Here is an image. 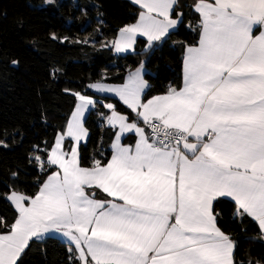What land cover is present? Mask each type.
I'll return each mask as SVG.
<instances>
[{
    "label": "snow or ice",
    "instance_id": "1",
    "mask_svg": "<svg viewBox=\"0 0 264 264\" xmlns=\"http://www.w3.org/2000/svg\"><path fill=\"white\" fill-rule=\"evenodd\" d=\"M130 2L135 22L103 46L134 52L143 38L148 53L184 25L197 39L183 45L181 83L148 96L141 61L121 84H88L97 96L66 89L70 117L29 156L36 191L0 192L16 213L11 223L0 217V264H23L31 243L53 233L67 241L68 264H238L236 241L219 226L225 198L264 239V0ZM184 7L195 24H184ZM100 107L109 154L85 164L86 115Z\"/></svg>",
    "mask_w": 264,
    "mask_h": 264
},
{
    "label": "trees",
    "instance_id": "2",
    "mask_svg": "<svg viewBox=\"0 0 264 264\" xmlns=\"http://www.w3.org/2000/svg\"><path fill=\"white\" fill-rule=\"evenodd\" d=\"M185 5L191 0H183ZM184 24L196 18L184 7ZM136 6L128 0H0V139L9 143L0 148V192L14 185L36 191L37 169L29 163L34 145L51 143L66 124L74 109L72 92L97 96L87 85L95 82L121 84L129 70L144 61L149 83L148 96L163 94L169 85L179 86L182 76L183 45L192 44L197 34L184 25L162 44L145 53L139 39L134 53L117 55L104 43L115 38L118 30L135 22ZM68 37L60 43L51 37ZM88 40L87 43L75 41ZM18 61L13 64L12 61ZM54 69H59L54 76ZM121 111L127 109L118 99L107 97ZM90 111L86 127L90 136L81 147L85 164L103 150L109 154L110 135L99 112ZM18 172L14 181L12 173ZM234 202H218L219 226L236 241V260L264 261V239L250 218L243 223L233 217ZM16 213L0 198V217L13 222ZM67 243L47 237L32 242L23 264H68Z\"/></svg>",
    "mask_w": 264,
    "mask_h": 264
},
{
    "label": "crops",
    "instance_id": "3",
    "mask_svg": "<svg viewBox=\"0 0 264 264\" xmlns=\"http://www.w3.org/2000/svg\"><path fill=\"white\" fill-rule=\"evenodd\" d=\"M128 1H130V0H128ZM140 39H143V38H140ZM135 52V51H134ZM134 52H132V51H130V52H128V53H116L117 55H126V54H130V53H134ZM146 73H147V70H146V68H144V77L146 76ZM145 79H146V77H145ZM111 85H116V84H111ZM118 85V84H117ZM148 85H149V83H148ZM148 90V89H147ZM94 92V91H93ZM95 93V92H94ZM97 95H99V94H97ZM108 97H112V98H115V97H113V96H111V95H109ZM115 99H117V98H115ZM90 113V112H89ZM88 113V114H89ZM88 114L86 115V118H87V116H88ZM90 136V135H89ZM88 140H89V137H88V139H87V142H88ZM86 142V143H87ZM126 143H129V142H131V141H128V140H126L125 141ZM86 143H82V145H84V144H86ZM82 145H81V147H82ZM225 199H227V198H225ZM228 200H230V199H228ZM231 201V200H230ZM233 202V201H232ZM47 237H54V238H58V239H60V240H62V241H64L65 243H67V241L62 237V236H60V235H58V234H55V233H53V234H47L46 236H45V238H47Z\"/></svg>",
    "mask_w": 264,
    "mask_h": 264
}]
</instances>
